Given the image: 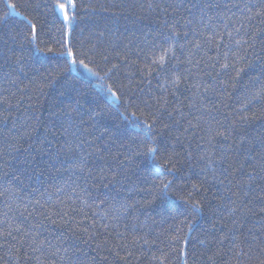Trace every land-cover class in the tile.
<instances>
[{
  "label": "trees",
  "instance_id": "obj_1",
  "mask_svg": "<svg viewBox=\"0 0 264 264\" xmlns=\"http://www.w3.org/2000/svg\"><path fill=\"white\" fill-rule=\"evenodd\" d=\"M77 3L90 72L51 0H0V264H182L178 235L187 264H264V0Z\"/></svg>",
  "mask_w": 264,
  "mask_h": 264
},
{
  "label": "snow or ice",
  "instance_id": "obj_2",
  "mask_svg": "<svg viewBox=\"0 0 264 264\" xmlns=\"http://www.w3.org/2000/svg\"><path fill=\"white\" fill-rule=\"evenodd\" d=\"M11 7H15L14 5ZM51 7L54 11L59 12L60 16L62 17V20L64 22V27L62 29V38L60 40L61 46L64 48V51L59 52V53H54V54H59L62 56H65L70 60V63L72 65H76L79 63L81 66H83L86 70L89 72L91 71L90 68H88V65L84 63L83 59L78 60L76 53L73 52V43H72V29L73 25L76 23L78 19V3L77 0H51ZM257 15H264L262 12H257ZM30 37L31 41L35 42L37 40V28L36 25L33 24L31 25V30H30ZM171 39V38H170ZM211 39V37H209ZM52 49H49V52H52ZM169 53H173V49L170 47L167 50H163L162 54L159 55L158 58H155L152 60L153 64L159 65L161 69H163L166 65V61L168 59ZM225 69L229 68V65L225 63L223 65ZM233 68L236 69V75L239 77L240 73H242L245 69L244 68H236V65H232ZM70 70V69H69ZM180 78L177 76L172 80V84L176 87L179 88L180 86ZM115 95V94H113ZM260 95L258 94L256 99H260ZM151 129V125L148 126ZM216 135L218 136H224V139H227L228 137L224 135L222 132H216ZM159 145L156 143L154 139H152L151 136L148 137L147 140H145L140 147L139 151L136 153L138 155H143L146 157H151L155 158L158 153H159ZM251 179V177H250ZM172 181H161L158 185H154L155 190L157 191L158 195L164 196L172 193L173 189L171 187ZM181 200H184L186 204H188L191 208V213L192 214H199L202 211L203 204L199 200H194L192 198L191 193H189L188 198L185 199L183 196L179 197ZM236 208L231 209V213L236 212ZM230 213V214H231ZM190 228V226H189ZM19 230V229H17ZM174 244L177 245V248H174V251L178 250L179 254L182 257V264H187V253L184 251L182 247H179L180 243H183L186 245V240L184 237H180L179 235L176 237V239L173 241ZM160 264H164V259L160 260Z\"/></svg>",
  "mask_w": 264,
  "mask_h": 264
}]
</instances>
